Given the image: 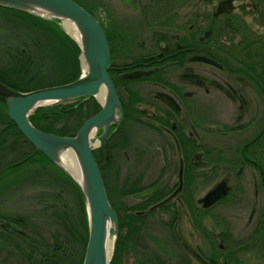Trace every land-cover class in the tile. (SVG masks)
Wrapping results in <instances>:
<instances>
[{
    "label": "flooded vegetation",
    "instance_id": "flooded-vegetation-1",
    "mask_svg": "<svg viewBox=\"0 0 264 264\" xmlns=\"http://www.w3.org/2000/svg\"><path fill=\"white\" fill-rule=\"evenodd\" d=\"M130 1L132 3H125L130 7L126 14L130 24L126 21L124 30L111 12L110 27L102 25L110 40L107 37L110 77L122 106L123 120L116 127L111 126L107 140L95 151L102 159H115L116 165L109 168L110 175L119 176L121 183L127 181L126 189L141 188V191L117 198V204L125 208V229L121 235L124 246L118 253L115 250L111 263L264 264V170L253 164L255 159L264 157V151L260 152L264 142L263 19L257 16V25L252 27L240 18L244 24H240L239 32L233 35L231 19L236 16V7L218 12L219 6L227 0ZM6 31L7 28L0 24V45ZM232 35L237 39L240 54L236 73L228 67L234 62L227 56ZM249 52L254 56H247ZM197 57L208 58L218 66L197 61ZM5 62L0 57V65ZM197 66L208 72L197 70ZM213 69L223 75L220 82L214 80ZM214 90L238 105V125L226 133V138L234 132L244 133L248 128H255L252 136L236 147L223 149L210 145L214 132L209 127L213 122L206 112H199V107L204 102L200 94L211 96ZM101 134L102 131L98 132L97 137ZM156 142L163 147H155ZM197 147L208 148V152H197ZM237 147L240 152L236 155L242 161L239 173L242 175L248 170L253 173L259 202L253 207L251 216L243 219V233L237 238L225 227V222L222 223V231L229 233L227 242L232 246L229 248L221 232H214L216 228L205 226L209 237L197 229L187 202L198 201L203 206L196 194L199 183L212 177L213 150L218 151L216 157L228 160L235 156L232 150ZM198 159L207 160L204 172L199 170V177L196 175ZM139 161L144 162L145 168L141 169L142 173L135 174L132 170L138 166L131 168L129 164ZM154 162L160 165L158 175L146 183L149 166ZM126 165L130 169L122 172L120 166ZM166 170L172 171L169 179H166ZM174 177L177 181L172 182ZM23 197L0 199V215L15 216L19 222L24 220L17 217L30 223L40 221L44 202L34 200L30 210H10L12 201ZM138 198L142 199L134 204L132 199ZM184 210L186 222L191 226L189 242H183L179 233ZM207 220L212 219L201 218L204 224ZM45 230L48 233V229ZM196 235L203 238L207 248L193 247ZM5 253L0 250V264L6 263Z\"/></svg>",
    "mask_w": 264,
    "mask_h": 264
},
{
    "label": "trees",
    "instance_id": "trees-1",
    "mask_svg": "<svg viewBox=\"0 0 264 264\" xmlns=\"http://www.w3.org/2000/svg\"><path fill=\"white\" fill-rule=\"evenodd\" d=\"M74 1L96 17L94 10L88 8L83 0ZM254 1L264 10V0ZM231 20L234 35L239 32V26L244 22H240L238 16H233ZM261 22L264 23V20ZM0 24L7 28L6 37H3V44L0 45V57L6 61L0 65V83L11 90L26 93L69 84L80 78L81 48L65 33L60 20H46L18 10L0 7ZM233 35L229 39L227 56L234 60L228 67L236 73L240 54L237 39ZM246 55L254 56L252 52ZM100 110L101 106L95 98H82L39 108L30 116V121L45 133L74 137L82 125ZM262 143L260 152L264 151V142ZM200 151L208 152V148L197 147V152ZM232 152L235 156L224 160L216 157L215 153L218 151L213 150L212 175L221 166H225L230 172L241 166L242 161L236 155L240 152L239 148ZM94 156L101 169L108 199L119 214V237L116 245L118 253L124 246L121 235L125 229V208L117 204V198L119 195L122 197L141 191V188L138 186L128 190L127 181L121 183L119 176L113 178L110 175L109 168L116 165L115 159H102L96 151ZM206 162L207 160L200 159L196 161L198 177L201 175L199 170L204 172ZM253 164L264 170V157L255 159ZM6 179L12 181L0 186L1 200L23 197L31 191L36 192L33 200L45 204L41 209L42 218L35 223L27 222L23 217H17L24 220L19 222L15 220V216L0 215V250L6 251L4 264H84L89 240V217L81 189L27 142L17 126L8 118L7 108L0 99V181ZM228 198L229 196L221 202ZM200 204L198 201L187 202L197 229L209 237L210 232L201 218L209 217L212 208L207 209ZM221 238L229 248L232 247L227 242L228 232L222 231ZM211 239L214 248H217L215 240Z\"/></svg>",
    "mask_w": 264,
    "mask_h": 264
},
{
    "label": "water",
    "instance_id": "water-1",
    "mask_svg": "<svg viewBox=\"0 0 264 264\" xmlns=\"http://www.w3.org/2000/svg\"><path fill=\"white\" fill-rule=\"evenodd\" d=\"M0 7L18 10L46 20L57 19L62 22L69 20L79 31L80 41L67 34L81 48L82 59L87 66L85 74L69 84L26 93L13 91L0 83V99L4 101L9 119L24 138L81 189L89 217V240L84 264H111L119 236V219L109 202L94 151L107 140L111 126L121 123L123 110L110 77L111 57L106 34L99 21L74 0H0ZM233 8L234 0H227L219 6L218 12L223 13ZM196 59L218 66L208 58ZM102 90L106 95L104 104L98 99ZM90 97L101 103L102 110L88 119L74 137L45 133L30 121V116L39 108ZM100 131L102 134L97 137L96 143H93V137ZM68 150H72L76 155L83 175L82 183L60 165L61 154ZM228 192L227 186L221 183L203 199L204 206L213 207L226 197ZM112 235L115 248L112 257L108 258L107 241Z\"/></svg>",
    "mask_w": 264,
    "mask_h": 264
},
{
    "label": "rangeland",
    "instance_id": "rangeland-1",
    "mask_svg": "<svg viewBox=\"0 0 264 264\" xmlns=\"http://www.w3.org/2000/svg\"><path fill=\"white\" fill-rule=\"evenodd\" d=\"M84 3L87 5L88 8L93 9L94 12L97 15L98 20L104 25V27H110L111 17L110 12L118 24L120 28L123 26V30L126 26V21H128V25L130 24V19H127L126 14H129L130 7L126 6V4L132 3L130 0H83ZM216 2L214 1V4ZM115 4H118L116 6ZM234 6L236 7L235 15L239 18L244 19L247 24H249L252 27H255L257 25L256 20L258 21L259 16L261 19L264 20V10L257 6L256 2L254 0H235ZM259 10H258V9ZM64 22H62L63 24ZM133 24V23H132ZM264 31V30H262ZM5 35V33H3ZM80 68H81V75L84 74L85 70L83 68V63L80 56ZM197 70L202 71L204 73L208 72V69L197 66ZM212 74L214 75V80H217L220 82L219 78H222V74H220L217 70L213 69ZM177 74V72H176ZM41 87V84H39ZM199 89V88H198ZM197 91H200L197 90ZM213 95L207 96L204 93L200 94L203 97L204 102H202V107H199V112H206L209 116V118L212 120V126L209 127V129H212L214 132L212 135V139L210 141V145H213L215 147H220L223 149H227V147L230 146H238V144L243 143L246 138H249L252 136V133L255 132V128L252 130L248 128L246 132L241 133H232L228 135L226 138V133H230L231 128H235L238 124L236 121V118L238 116V105L233 104L230 102L226 97L220 96L217 91H213ZM198 96L200 98L201 96ZM209 100L212 101V103H207ZM205 103L206 109L204 107ZM211 105V106H209ZM251 130V131H249ZM249 131V132H248ZM224 134L223 136H221ZM225 138V139H224ZM97 141V134L93 137L92 142L96 143ZM155 147H160L163 145L159 143H155ZM232 146V147H233ZM130 167L132 168L134 165L138 166L136 169H133L132 172L135 174L142 173L143 169L145 168L144 162L139 161L138 164L130 163ZM121 171L125 172L126 169H130L129 166H125L124 168L121 167ZM142 169V170H141ZM150 173L146 174V183H150L152 180H154L159 172L160 165L154 163H151L149 166ZM217 171V172H216ZM213 172V175L211 178H209L207 181H201L198 185L197 189V200H202L211 192L213 191L218 185L223 183L225 181L226 186L230 189L229 190V198L226 199L223 202L218 203L216 206H214L211 210V214L209 217H211L212 220H207L205 222V226L207 228H213L215 232H222V223L225 222V227H229L232 231V234L237 238L238 236L242 235L243 229H242V222L243 219L251 216V211L253 210V207L257 205L259 202L257 198V189H256V179L253 176V173L248 170L245 171L242 175L239 173V169L230 172L226 169L225 166H221L219 169ZM166 179H169L168 174L170 175L172 173L171 170H166ZM125 174V173H124ZM165 179V180H166ZM176 178L174 177L172 179V182H174ZM12 180L8 181L6 179L5 181H0V186L10 183ZM36 192H28L25 194V196L21 199H14L10 205L9 208L11 211H25L30 210L33 207V199ZM142 198L132 199L133 203L136 204L139 202ZM245 207V209H244ZM183 210V208H182ZM185 210L182 211L183 219L181 223L179 224V233L181 235V240L183 242H189L191 241L189 239V232L191 230V226L186 221V215ZM218 223H220L218 225ZM228 223V224H227ZM155 224L152 226L154 227ZM113 238V235L111 236ZM164 239H166L164 237ZM193 247H199V248H207L206 242L201 238L200 236L196 235V240L193 243ZM262 260V259H261Z\"/></svg>",
    "mask_w": 264,
    "mask_h": 264
},
{
    "label": "bare ground",
    "instance_id": "bare-ground-1",
    "mask_svg": "<svg viewBox=\"0 0 264 264\" xmlns=\"http://www.w3.org/2000/svg\"><path fill=\"white\" fill-rule=\"evenodd\" d=\"M63 25H64L66 32L71 37L80 41L79 31L73 22H71L69 20H64ZM82 63H83L84 70H86L87 66H86L83 59H82ZM98 99L102 104L105 103L106 95H105L104 90H102V92L98 95ZM60 165L63 168H65V170L68 173H70L78 182L82 183V180H83L82 171H81L80 165L78 163V160L76 158V155L72 150L65 151L61 154ZM114 248H115V241H114V238H112L110 236L108 241H107L108 258L112 257V255L114 253Z\"/></svg>",
    "mask_w": 264,
    "mask_h": 264
}]
</instances>
